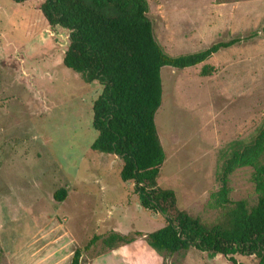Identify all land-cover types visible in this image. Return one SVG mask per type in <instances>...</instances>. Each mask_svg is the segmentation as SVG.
<instances>
[{"label": "rangeland", "instance_id": "374dc122", "mask_svg": "<svg viewBox=\"0 0 264 264\" xmlns=\"http://www.w3.org/2000/svg\"><path fill=\"white\" fill-rule=\"evenodd\" d=\"M42 1L0 0V264H70L76 248L80 264H232L194 247L157 252L136 235L164 219L139 206L134 182L120 178V158L91 149L101 85L62 64L67 30L47 23ZM147 2L154 36L172 56L252 35L197 65L161 68L155 125L165 159L157 183L174 191L181 209L215 223L227 206L218 194L221 167L264 124V0ZM204 64L214 68L209 75ZM252 173L241 166L229 174L230 201L256 202ZM59 188L62 201L53 196ZM112 230L135 240L109 248L103 239Z\"/></svg>", "mask_w": 264, "mask_h": 264}, {"label": "trees", "instance_id": "16d2710c", "mask_svg": "<svg viewBox=\"0 0 264 264\" xmlns=\"http://www.w3.org/2000/svg\"><path fill=\"white\" fill-rule=\"evenodd\" d=\"M23 2L25 0H13ZM51 27L68 32L62 64L81 75L85 82L97 81L101 91L92 103V126L97 136L91 149L122 160L120 178L133 181L139 206L158 212L164 224L145 236L148 246L169 254L194 247L209 257L254 255L264 264V124L249 142L236 145L220 170L219 198L226 204L219 221L206 224L177 204L174 191L157 183L165 152L155 125L162 103L161 68L177 70L206 61L214 53L252 35L232 37L208 47L177 56L166 53L154 36L147 0H43L39 6ZM213 66L204 64L202 75ZM251 166L256 202L228 199V177L236 167ZM57 201L66 190L57 189ZM135 240L112 230L103 242L114 248ZM81 250L73 251L70 264H80ZM161 264H165L162 262Z\"/></svg>", "mask_w": 264, "mask_h": 264}, {"label": "crops", "instance_id": "0c3cea01", "mask_svg": "<svg viewBox=\"0 0 264 264\" xmlns=\"http://www.w3.org/2000/svg\"><path fill=\"white\" fill-rule=\"evenodd\" d=\"M38 39L39 40H45L46 39V37L44 36V32L42 33V32H40V34L38 35ZM66 44H67V41H66V43L64 44V49H65V47H66ZM39 46H42L41 44L39 45ZM41 48V47H40ZM36 50H38V47L36 48H34V51H36ZM43 54V53H42ZM114 156H116V155H114ZM117 157V156H116ZM119 158V157H118Z\"/></svg>", "mask_w": 264, "mask_h": 264}, {"label": "flooded vegetation", "instance_id": "af4514ba", "mask_svg": "<svg viewBox=\"0 0 264 264\" xmlns=\"http://www.w3.org/2000/svg\"><path fill=\"white\" fill-rule=\"evenodd\" d=\"M26 1V0H25ZM48 23V22H47ZM67 43H68V32H67ZM66 46H67V44H66ZM65 49H66V47H65ZM65 49H63V53H64V51H65ZM63 53H62V57H63ZM118 157V156H117Z\"/></svg>", "mask_w": 264, "mask_h": 264}]
</instances>
